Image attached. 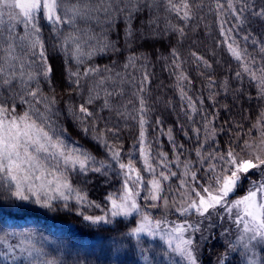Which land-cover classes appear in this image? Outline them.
I'll return each instance as SVG.
<instances>
[{
	"label": "snow or ice",
	"instance_id": "snow-or-ice-1",
	"mask_svg": "<svg viewBox=\"0 0 264 264\" xmlns=\"http://www.w3.org/2000/svg\"><path fill=\"white\" fill-rule=\"evenodd\" d=\"M218 14L228 13L235 20V24L227 30L221 28V35L228 51L237 60L241 61L243 73H248L249 79L257 83L258 95L264 99V64L256 67L254 57L248 56L246 49H240L229 33L234 29H242L249 22V18L264 20V2L259 6L255 0H227L226 5L221 0H214ZM163 5L165 12L174 14L181 22H188L194 16V11L202 4L195 0H0V88L7 89L9 95L5 98L0 94V260L5 264H14L22 260L24 264H62L55 256H50L44 246L47 236L34 231L7 230L4 223L5 213L8 219H24L33 212L58 213L71 211L70 202L74 201L76 214L87 222L89 227L96 225H113L114 218L128 217L133 213H142V207L137 203L141 196L140 187L144 184L147 193L144 200L153 202L163 199L164 206L169 205L166 196L162 197V182L170 178L179 180L180 188L187 189L182 193L185 198L191 197V202L184 206L173 203L171 206L181 215L194 210L198 216L193 224L186 216L170 230L169 235L175 238L176 244L172 251L181 256L186 264H198L196 247L193 235L201 231V220H211L213 214L227 217L237 227L235 240H227V251L220 257L219 264H224V258L230 253H238L241 264H264V113L253 125L261 136L258 143L243 140L237 135L226 150L203 151L214 142L216 130L210 127V122L204 119L205 139L197 138L195 157L181 160L182 152L177 153L171 160L164 152L152 155V148L146 139V117L148 105L144 93L145 82L149 76L145 71L137 90L133 93L139 107L135 112L139 117V162L143 168L138 169L136 157L128 153L125 162V153L122 146L109 143L108 134L116 135L112 129H98L100 120L98 112L116 111L118 116H125L128 104L122 105L125 112L115 107V99L124 95L123 85L135 81L125 79V74L115 72L105 65L90 64L97 56L109 52L116 54L121 51L118 47L120 34L123 33L124 45L131 49L136 40L155 38L159 35L156 28H152L149 36H145L142 28L145 24L141 20V28L136 27V21L147 15V25H158L159 16L156 14ZM7 16V20L4 17ZM45 21L55 34L56 48L63 55L65 63L75 65L66 68L67 79L74 87L76 95L83 97L78 107H68V114L81 126L87 134L93 133L92 139L105 149L106 156L97 159L88 149L69 143L53 117L60 115L57 109L58 100L54 94H44L41 83L51 85L52 68L48 64V55L45 42L42 38L40 21ZM17 25L22 31H16ZM66 29V30H64ZM165 30L183 36L184 27L166 22ZM115 33L117 39H112ZM250 34L243 39L247 41ZM257 42L253 41L255 45ZM260 52L264 53V42ZM196 61L202 62L205 68H211L206 60L192 53ZM172 66L177 76V87L182 101L192 113L198 109L192 97L185 91V84L191 82L182 70L180 58L175 49L171 51ZM144 54H130L122 67L137 69L144 67ZM264 60V58H262ZM115 63V62H113ZM242 72H237L241 78ZM214 81L209 79V85ZM85 84L87 95L83 96ZM214 98V97H210ZM20 105H27L22 113L16 111V101ZM199 100V98H197ZM11 102V105L9 104ZM202 105L203 100H199ZM99 104L98 111H94ZM37 105H42V109ZM128 115H131L130 113ZM133 119L136 116H132ZM193 120L192 115H188ZM89 121H91L89 123ZM161 123L157 120V124ZM200 128H193L199 134ZM251 129L249 134H251ZM171 132V130H169ZM187 135V133H185ZM174 150V139L169 137ZM243 140V144L240 141ZM238 149V150H237ZM163 168L157 173V168ZM183 167L182 172L171 170V165ZM115 166H118V169ZM123 176L120 189L110 192L106 200L111 207L103 214L89 215L83 210L84 205L93 206L87 200L84 190L75 185L70 174L76 173L86 177L88 174L108 176V170ZM195 169V170H193ZM142 172L151 175V179L144 181ZM253 176H258L253 179ZM247 181L245 188L244 182ZM131 185V187H130ZM179 190V189H178ZM244 194L233 199L239 191ZM174 195V194H173ZM100 208L99 204L94 205ZM150 207H158L155 203ZM222 210L221 211H218ZM151 223L148 214H142L140 225L129 230L130 235L146 232L153 235L148 225ZM160 221L156 222L158 227ZM211 226V225H210ZM191 229L188 236L185 232ZM230 235V230L225 229ZM15 238L16 242L10 240ZM163 238V237H162ZM171 247V241H169ZM119 246L112 248L118 252ZM143 251V250H142ZM147 260V255H144ZM87 264V261L79 262Z\"/></svg>",
	"mask_w": 264,
	"mask_h": 264
},
{
	"label": "trees",
	"instance_id": "trees-1",
	"mask_svg": "<svg viewBox=\"0 0 264 264\" xmlns=\"http://www.w3.org/2000/svg\"><path fill=\"white\" fill-rule=\"evenodd\" d=\"M262 2L264 0H255L257 6ZM195 3L203 6L195 9L193 18L188 22H181L174 14L165 12L161 5L156 13L159 16L158 25H147V15L136 21L137 28H141V20L145 21L142 28L145 36H149L152 28L158 30V36L148 39L138 38L131 49H128L124 45L123 33H121L118 44L121 48L119 53L109 52L89 62L101 68L108 65L113 68V74L127 73L126 80H130L131 76L135 77V81L123 85L124 95L114 101L115 107L121 112H125L121 106L132 101V104L127 107L125 116H118L116 111L98 112L100 120L97 128L102 130L107 127L116 132V135L108 134L109 143L122 146L125 162L128 159V153L135 156L137 161L135 166L138 169H142L143 165L139 162L140 127L139 117L135 112L139 105L133 93L137 90L145 71L149 76L148 81L145 82L146 92L144 93L149 108L146 117L148 123L145 126L146 139L153 150V156L164 152L171 160L177 153L182 152L181 160L194 158L195 147L198 146L197 138L201 141L205 139L203 127L205 118L210 122V127L216 130V137L214 142H209V147L203 151L226 150L230 142L236 140L238 134L243 136V140L249 141L254 140L258 134L253 125L257 124L261 113H264V99L258 95L257 83L249 79L248 73H243L242 62L237 61L228 51L227 44L223 42L224 37L221 35V28L225 30L231 28L235 20L226 12L218 14L214 0H195ZM221 3L226 5L227 0H221ZM168 20L184 27L185 34L180 36L170 30L166 31L165 25ZM40 23L48 64L52 68L51 85L42 82L41 88L46 95L54 94L59 102L56 107L60 115L54 116L53 120L63 130L64 138L70 144L74 142L77 146H83L97 159H103L106 156L105 149L92 140V132L85 134L81 126L68 114V107L71 105L78 107L83 102V97L75 94L74 87L67 79L65 59L56 48L57 39L51 27L43 20ZM16 31L21 32L22 26L17 25ZM246 34H250L247 41L243 39ZM229 36V42L231 38H234L240 49L247 50L249 55L245 57L246 59L255 58L257 68L264 64L262 60L264 53L260 52L261 43L264 42V20L249 18V22L242 29H234ZM112 39H117L115 33L112 34ZM253 41L257 43L254 45ZM172 49L176 50L182 70L191 82L184 87L188 96L195 101L197 113H192L186 101L181 100L177 76L172 66ZM133 53L144 54L147 57L146 61L141 62L144 67L138 66L135 70L132 68L125 70L122 65L126 57ZM192 53L206 60L211 68H205L202 62L196 61ZM237 72H242L241 78H237ZM209 79L214 83L209 85ZM86 91L87 84H85L83 96H86ZM197 98L203 100L202 105ZM9 104L11 105V102ZM16 104L18 113H22L27 107V105H20L18 99ZM37 106L43 110L42 105ZM98 109L99 104L93 108L94 111ZM129 113L131 115H128ZM133 115L136 116L135 119L132 118ZM188 115H192L193 120H189ZM157 120L161 123L157 124ZM193 128H200V133L193 132ZM250 129L251 134H249ZM170 136L174 139L176 146L183 145V148L177 147L174 150ZM243 140L240 141L241 144ZM114 167L118 169V166L114 165ZM181 167L177 168L175 164H172L171 170L182 172ZM162 168L161 164L157 168V173ZM142 176L144 181L152 178L145 172H142ZM70 179L84 190L87 200L93 202L91 207L87 204L83 206V210L89 215L102 214L108 203L107 194L120 189L123 183L122 176H118L117 172L111 169L108 170V176L90 173L84 177L71 173ZM177 181L178 179L175 181L174 178H170L162 182L161 195L166 196L169 203L172 202L175 194L178 195L181 192L179 184H176ZM146 194L143 186L142 198H140L142 200H139L146 205H141L145 209L143 213L147 212L146 209L153 204L151 200L143 199ZM95 204L101 207L96 208ZM157 205L161 207V202ZM70 207L71 211L58 213L33 212L24 219H8V214L5 213L4 223L9 231L29 230L36 232L38 237L47 236L48 239L44 241L46 251L62 264H79L83 261H87V264H181L179 260L173 262V257L170 253L167 254V250L161 243L148 247L149 245H146L143 239L129 234L131 227H134V216L128 220L129 222L117 218L111 226L89 227L88 223L76 214L77 206L74 201L70 202ZM172 216L177 219V216ZM10 242L15 243V238H12ZM212 244L209 240L205 241L201 264H205L204 261L209 254L208 247L212 248L209 250L212 253H217L219 250V245ZM114 246H119L120 250L113 252ZM3 250V245H0V251ZM144 255H147V260L144 259ZM0 264L5 262L0 260ZM14 264H24V262L19 260Z\"/></svg>",
	"mask_w": 264,
	"mask_h": 264
},
{
	"label": "rangeland",
	"instance_id": "rangeland-1",
	"mask_svg": "<svg viewBox=\"0 0 264 264\" xmlns=\"http://www.w3.org/2000/svg\"><path fill=\"white\" fill-rule=\"evenodd\" d=\"M4 19L7 20V16H5ZM65 66H66L65 68H67L70 65L65 63ZM71 67L73 68V70H75V65H71ZM0 94H2V96L6 98L9 93L7 89L0 88ZM85 95H87V91L85 92ZM92 135L93 133L91 134V137ZM260 140H261V136H260V133L258 132L254 140H252L251 142L258 143ZM180 169L181 171H183V167H181ZM257 178L258 176H253V179H257ZM122 180H123V176H122ZM174 180L176 181V178H174ZM176 184L177 185L179 184V180L177 181ZM143 186L144 184H141L140 191L142 190ZM244 186L245 188L247 187V181H245ZM180 190L181 192L178 195L177 194L174 195L172 202H170L167 207L164 206L162 198L158 199L155 202L151 201L155 203L156 205L159 202H161V207L159 206L150 207L149 206V208L146 209L147 212H145L146 214L149 215L150 220H151V223L148 225V227L152 229L154 234L148 235L146 232H141L138 235H135V237H139L140 239H143L146 245H149L148 247L156 243H161L164 246V248L167 250L168 252L167 254L170 253V255L173 257V262L179 260L181 264H186V261L181 256H179L177 253L172 251V248L175 247L176 241L174 237L169 235V233H170V230L175 226V224L180 223L185 218V216L193 224H196L199 218L197 214H195L194 210H192L191 212L187 214L181 215V213L177 212L175 208L171 206L173 203H175L177 206H180L181 200H184L185 201L184 206H187V203L191 202V197H194V193H192L190 194V197L185 198L182 195V193L186 192L187 189H180ZM239 192H237L232 198L235 199L238 196L244 194L243 190ZM140 198H142V195L137 197V203L142 206H146L145 204L139 202ZM110 207L111 205L108 202L104 208V211ZM143 211H145V209L142 207V213H139V214L133 213L129 215L128 217H117V218H120L125 222H129L128 220L132 216H134L135 217V218L133 217L134 227L132 226L131 227L132 229L140 225L142 214H144ZM218 211H221L222 213V210L218 209ZM172 215H174L175 217L177 216V219H175ZM117 218H114V220ZM9 221L12 222V220H9ZM157 221H160V224L158 227L156 226ZM200 223L203 225L201 231L196 232L192 237L194 240L195 247H196V255L198 257V264H201L203 254H204V243L206 240L211 241V244L212 242L213 244L216 243L217 246L219 245L220 247L218 246L219 250H217V253L216 252L212 253L211 251H209L212 249L211 247L207 248L209 249L207 251L209 254L206 256V260L204 261L205 264H219L220 257L223 256L224 253L227 251V248H226L227 240L232 239L234 241L236 236L238 235L237 227L236 225L233 224L232 220L228 219L227 217L222 218V216H218L216 214H213L211 220H201ZM225 229L230 230V235L228 233H225L224 231ZM190 232H191V229H189L188 232H185V236L187 237ZM169 241H171V247H169ZM261 251L264 252V247H262ZM227 262H230L232 264H236V263L241 264V257L239 256L238 253H230L224 258V264Z\"/></svg>",
	"mask_w": 264,
	"mask_h": 264
}]
</instances>
